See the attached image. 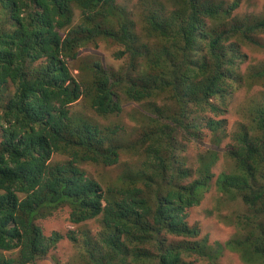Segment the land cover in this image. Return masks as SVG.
Listing matches in <instances>:
<instances>
[{
    "label": "trees",
    "instance_id": "16d2710c",
    "mask_svg": "<svg viewBox=\"0 0 264 264\" xmlns=\"http://www.w3.org/2000/svg\"><path fill=\"white\" fill-rule=\"evenodd\" d=\"M169 1H145L133 18L117 0H0V264L45 259L65 236L39 220L63 207L74 224L101 222L95 233L68 232L78 264H220L225 249L264 264V99L247 107L249 125L226 150L234 171L216 180L246 206L243 234L211 243L186 220L211 185L223 115L243 85L233 39L264 48V18H238L240 0ZM101 38L125 66L88 61L78 81L80 48ZM248 76L256 84L264 68ZM124 98L141 106L130 144L119 126L73 110L86 100L108 118ZM205 130L217 146L192 168L182 152ZM126 151L139 158L116 186L103 188L84 166L119 163Z\"/></svg>",
    "mask_w": 264,
    "mask_h": 264
},
{
    "label": "rangeland",
    "instance_id": "374dc122",
    "mask_svg": "<svg viewBox=\"0 0 264 264\" xmlns=\"http://www.w3.org/2000/svg\"><path fill=\"white\" fill-rule=\"evenodd\" d=\"M145 1L118 0V3L123 7L133 9L134 11L132 12L139 14L140 11H143V8L146 6L145 4H147ZM152 1L149 0V2ZM159 1H162V3L166 1L170 4L169 0H157V2ZM75 15L79 17L80 11H75ZM236 15L242 19L247 16L251 19L264 18V0H240V6L236 11ZM1 16L3 15L0 14V21ZM138 19L135 18V20ZM256 39H259L264 44V32L258 33ZM233 41L239 45L238 48L243 54V57L237 61L238 69L243 76V85L235 92L234 97L228 100L229 105L226 107L227 110L223 115L227 121L224 127L225 131L221 136L222 140L219 144L218 157L212 168L214 176L211 185L204 191L201 202L188 208L186 211V220H188L189 224L196 225L201 230L198 238H209L211 243L215 241L223 243L235 235L239 236V234H243L238 229L245 219L243 215L247 211L246 206L240 198L232 199L231 195L219 190L216 180L222 172L231 173L234 171V161L226 155V150L229 148L230 143L235 142V135L242 131L243 125L246 123L249 125L246 119L247 107L253 100H259L260 102L264 99V80L255 84L248 76L253 70L264 68V48L254 44L241 43L242 41H236V39H233ZM118 49L119 47H115L105 39H99L97 44L82 47L79 51V58L75 60L73 74L80 82L88 79L90 71L85 68V63L94 60H102L105 65L116 69L123 65L125 66V58L117 59L114 55ZM124 100L123 111L108 118L96 115L86 100H81L79 102L80 106H75L73 110L83 116L89 115L95 117L103 125L109 126L111 129H117L119 126L118 130L121 142L123 144H130L132 140L137 138L136 128L139 123L136 116H139L141 106L138 103L126 101V98ZM203 134L202 139L199 141H185L187 142V147L182 153L187 154L192 168L198 165L200 158L206 156L208 150H213L217 146L216 142L212 139L211 132L205 130ZM138 158L139 155L136 153L126 151L121 155L120 162L114 166H104L102 164H86L84 166L90 176L101 182H107V184L103 185V188H106L107 185H118V176L127 172V166L134 167ZM197 176L198 174L194 173L192 178L195 179ZM69 212L70 209L68 207H63L54 212L52 216L39 220V223L47 234L57 231L62 233L65 238L58 242L56 247L51 249L45 259L39 260L36 264H78L77 258L80 255V247L67 236L68 232L80 235L79 231L81 229H88L95 233L101 228V222L97 219L81 224H74L70 221ZM232 220L236 221L237 224L230 223ZM218 263L259 264L260 262L248 260L238 252L225 249L219 257ZM198 264L209 263L207 260H201Z\"/></svg>",
    "mask_w": 264,
    "mask_h": 264
},
{
    "label": "clouds",
    "instance_id": "9594fccd",
    "mask_svg": "<svg viewBox=\"0 0 264 264\" xmlns=\"http://www.w3.org/2000/svg\"><path fill=\"white\" fill-rule=\"evenodd\" d=\"M117 2H118V0H117ZM119 4V3H118ZM120 5V4H119ZM121 6V5H120ZM123 7V6H122ZM128 12H129V16L131 17V14H132V16H133V18H134V13H132V11H134L133 9H128V8H126V7H124ZM101 39H103V38H101ZM83 47H85V46H83ZM82 48V47H81ZM80 48V49H81ZM77 69V68H76ZM87 70H89L90 71V69H89V67H88V69ZM72 73H73V69H72ZM78 80V79H77ZM79 81V80H78ZM116 164H118V163H116ZM116 164H113V165H108V166H114V165H116ZM104 166H106V165H104ZM61 209V208H60ZM70 209V208H69Z\"/></svg>",
    "mask_w": 264,
    "mask_h": 264
}]
</instances>
